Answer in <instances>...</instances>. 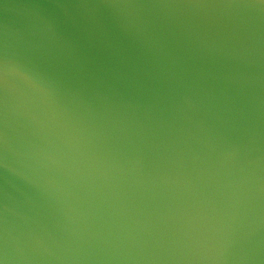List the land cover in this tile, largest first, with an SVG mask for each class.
<instances>
[{
  "label": "water",
  "instance_id": "95a60500",
  "mask_svg": "<svg viewBox=\"0 0 264 264\" xmlns=\"http://www.w3.org/2000/svg\"><path fill=\"white\" fill-rule=\"evenodd\" d=\"M0 264H264V0H0Z\"/></svg>",
  "mask_w": 264,
  "mask_h": 264
}]
</instances>
